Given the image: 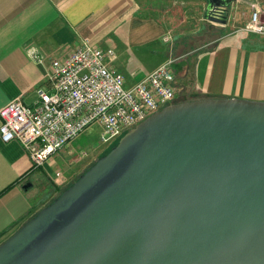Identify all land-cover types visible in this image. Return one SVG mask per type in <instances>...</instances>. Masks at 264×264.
<instances>
[{
    "label": "water",
    "instance_id": "1",
    "mask_svg": "<svg viewBox=\"0 0 264 264\" xmlns=\"http://www.w3.org/2000/svg\"><path fill=\"white\" fill-rule=\"evenodd\" d=\"M225 23L232 0H205ZM0 264H264V102L175 103L0 244Z\"/></svg>",
    "mask_w": 264,
    "mask_h": 264
},
{
    "label": "crops",
    "instance_id": "2",
    "mask_svg": "<svg viewBox=\"0 0 264 264\" xmlns=\"http://www.w3.org/2000/svg\"><path fill=\"white\" fill-rule=\"evenodd\" d=\"M206 6L205 0H0V108L13 100L31 104L48 85L51 61L85 41L114 51L110 65L126 86L171 61L198 100L264 102V35L245 27L253 10L264 20V0H232L224 24L207 20ZM66 159L60 151L33 168L20 143L0 139V244L53 199L52 182Z\"/></svg>",
    "mask_w": 264,
    "mask_h": 264
},
{
    "label": "built area",
    "instance_id": "3",
    "mask_svg": "<svg viewBox=\"0 0 264 264\" xmlns=\"http://www.w3.org/2000/svg\"><path fill=\"white\" fill-rule=\"evenodd\" d=\"M245 27L264 35L259 10L251 12ZM171 40L170 35L162 37L163 43ZM114 59L112 49L85 41L66 57L51 61L48 85L31 104L13 100L0 108L1 141L20 143L31 166L39 168L91 127H97L100 142L110 146L173 104L176 74L171 61L126 86L123 75L110 65Z\"/></svg>",
    "mask_w": 264,
    "mask_h": 264
},
{
    "label": "rangeland",
    "instance_id": "4",
    "mask_svg": "<svg viewBox=\"0 0 264 264\" xmlns=\"http://www.w3.org/2000/svg\"><path fill=\"white\" fill-rule=\"evenodd\" d=\"M201 1L202 0H197V2ZM180 49L181 46L178 45L171 53L172 57L175 60L179 56V53H177V51H179ZM176 73L177 72L175 68V74ZM188 75H190V79V71L187 72V76ZM175 80L176 98L173 101V104L179 103L181 101L186 102L200 99L198 97L194 98V91L192 92V89L190 87H186V85L184 84L186 77L183 76L182 72L179 73V76H177ZM99 134L100 131L97 127H91L84 133L80 134L77 138H75L61 150L62 152H64V154L68 153V159H66L63 164V170H60L56 173V177L59 176V181L56 180L52 182V188L54 189L53 191L56 192L53 196V199L58 197L65 188L75 182L82 173H84L90 166H92L101 156L106 154L118 142L117 141L110 146H108L107 144H102L99 140ZM52 200H50V202Z\"/></svg>",
    "mask_w": 264,
    "mask_h": 264
},
{
    "label": "trees",
    "instance_id": "5",
    "mask_svg": "<svg viewBox=\"0 0 264 264\" xmlns=\"http://www.w3.org/2000/svg\"><path fill=\"white\" fill-rule=\"evenodd\" d=\"M181 102H184V101H181ZM179 103H180V102H179ZM114 146H115V145H114ZM114 146H113V147H114ZM104 155H105V154H104ZM101 157H102V156H101ZM82 174H83V173H82ZM82 174H81V175H82ZM78 178H79V177H78ZM69 186H70V185H69ZM69 186H68V187H69ZM68 187H67V188H68ZM65 189H66V188H65ZM65 189H64V190H65ZM64 190H63V191H64ZM63 191H62V192H63ZM62 192H61V193H62ZM53 200H54V199H53Z\"/></svg>",
    "mask_w": 264,
    "mask_h": 264
}]
</instances>
